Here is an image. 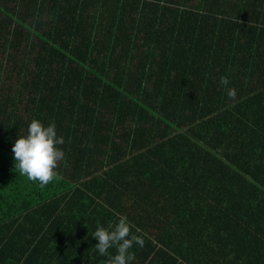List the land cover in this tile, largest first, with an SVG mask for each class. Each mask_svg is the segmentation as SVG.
<instances>
[{
    "label": "trees",
    "instance_id": "16d2710c",
    "mask_svg": "<svg viewBox=\"0 0 264 264\" xmlns=\"http://www.w3.org/2000/svg\"><path fill=\"white\" fill-rule=\"evenodd\" d=\"M195 1L0 0V264H107L121 216L130 264H264V0ZM33 119L65 141L44 188Z\"/></svg>",
    "mask_w": 264,
    "mask_h": 264
},
{
    "label": "clouds",
    "instance_id": "9594fccd",
    "mask_svg": "<svg viewBox=\"0 0 264 264\" xmlns=\"http://www.w3.org/2000/svg\"><path fill=\"white\" fill-rule=\"evenodd\" d=\"M221 83L228 85V78L222 77ZM228 96L235 98V89L229 90ZM64 143V138L57 134L54 123L45 126L40 120L33 119L28 126L27 135L19 136L11 150L14 153V171L32 182H38L40 188L46 187L53 180L59 179L56 169L65 153L58 146ZM93 237L98 241L95 245L98 253L109 257L107 264H130L134 260V254L129 250L134 244L144 246L143 238L131 234L125 216L119 218L114 228L98 226ZM111 248L116 249L115 255H110Z\"/></svg>",
    "mask_w": 264,
    "mask_h": 264
},
{
    "label": "rangeland",
    "instance_id": "374dc122",
    "mask_svg": "<svg viewBox=\"0 0 264 264\" xmlns=\"http://www.w3.org/2000/svg\"><path fill=\"white\" fill-rule=\"evenodd\" d=\"M195 2H196L195 0H190L189 5H193V4H195ZM19 55H21V54H19ZM9 80H10V87H11V89H12V86H13V81H12V80H13V75L10 76ZM9 80H8V81H9ZM6 82H7V81H6ZM6 82H5V83H6Z\"/></svg>",
    "mask_w": 264,
    "mask_h": 264
}]
</instances>
